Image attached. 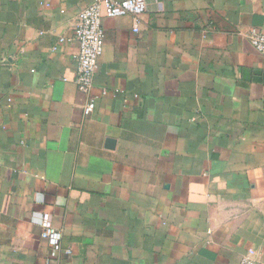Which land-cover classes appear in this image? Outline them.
<instances>
[{
	"label": "crops",
	"instance_id": "crops-1",
	"mask_svg": "<svg viewBox=\"0 0 264 264\" xmlns=\"http://www.w3.org/2000/svg\"><path fill=\"white\" fill-rule=\"evenodd\" d=\"M91 2L0 0V264H264V0L104 17L84 94Z\"/></svg>",
	"mask_w": 264,
	"mask_h": 264
},
{
	"label": "built area",
	"instance_id": "built-area-1",
	"mask_svg": "<svg viewBox=\"0 0 264 264\" xmlns=\"http://www.w3.org/2000/svg\"><path fill=\"white\" fill-rule=\"evenodd\" d=\"M143 9V0H92L78 13L73 36V40L78 45V52L74 56L76 65L74 82L80 93L87 94L93 88V79L104 48L103 18L131 16L134 27L137 28L138 18ZM248 40L264 60V32L252 28L248 34ZM93 101L94 99L85 107L86 113L93 110ZM37 196L41 202L42 195L38 194ZM41 227V239L57 250L59 248V233L47 215L43 216ZM67 254L70 252L67 251ZM238 264H254V262L245 257Z\"/></svg>",
	"mask_w": 264,
	"mask_h": 264
}]
</instances>
